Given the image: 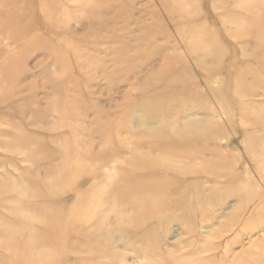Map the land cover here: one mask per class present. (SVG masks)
I'll return each mask as SVG.
<instances>
[{
    "label": "rangeland",
    "instance_id": "rangeland-1",
    "mask_svg": "<svg viewBox=\"0 0 264 264\" xmlns=\"http://www.w3.org/2000/svg\"><path fill=\"white\" fill-rule=\"evenodd\" d=\"M263 17L0 0V264H264Z\"/></svg>",
    "mask_w": 264,
    "mask_h": 264
},
{
    "label": "bare ground",
    "instance_id": "bare-ground-1",
    "mask_svg": "<svg viewBox=\"0 0 264 264\" xmlns=\"http://www.w3.org/2000/svg\"><path fill=\"white\" fill-rule=\"evenodd\" d=\"M257 10H259V9H257ZM253 20H252V23H253V28L251 29H248V30H246L245 32H243V34H241V35H237V36H241V37H243V39H242V41H249V38L250 37H255L257 40H258V42H257V47H259V46H261V45H263L264 46V17L263 18H261V19H257V18H252ZM245 38H247V39H245ZM261 43V45H260V43ZM255 48H256V46H255ZM260 61H262V63H261V65L264 67V59H262V60H260ZM243 75H245L244 73H242ZM247 75V74H246ZM245 75V76H246ZM245 86H244V83H241L240 84V86H239V91H241L243 88H244ZM250 89H251V87H250ZM245 91V90H244ZM254 117H256V116H254ZM257 117H258V119H260V117H259V115L257 114ZM261 120V119H260ZM263 120V119H262ZM195 134V133H194ZM189 137H192L190 140H194V137H193V134L192 133H190V132H185L184 133V135H183V138L184 139H188ZM149 146H151V148H156V147H158V149L160 148V149H163V150H165V151H167V152H173V151H171V149H177L178 151H180V149L179 148H177V147H169L168 145H163V146H160V145H155L153 142H151L150 143V145ZM197 147V146H196ZM196 147H192V150H190V151H188V153L185 155L187 158V161H190V159H193L194 157H197V155H196ZM201 149V148H200ZM199 149V150H200ZM181 154L180 153H173V156H176V157H179ZM186 161V160H185ZM138 165H141V163L140 164H136V165H134V166H138ZM142 166V165H141ZM139 167V166H138ZM170 174V173H169ZM163 175H165V174H163ZM144 176H146V177H152V178H155V177H158L157 176V172H156V170H155V173H154V170L153 169H150L149 170V173L147 174V173H145L144 174ZM167 176V175H166ZM162 179H164L165 177H161ZM133 182H135V180H132ZM130 182V184H131V181H129ZM130 184H128V185H130ZM126 185V184H125ZM135 191L132 193V196L133 195H135V194H137L136 196L137 197H139V196H141V195H143V194H145L146 193V191L142 188V186L140 185V184H135ZM261 203H263L264 204V200H262L261 201ZM260 225V224H259ZM263 225H264V221H263ZM261 226H262V223H261ZM262 250H264V246L262 247ZM261 257V256H260ZM262 257H263V260H264V253L262 254ZM258 261H259V259H257ZM261 260V259H260Z\"/></svg>",
    "mask_w": 264,
    "mask_h": 264
}]
</instances>
